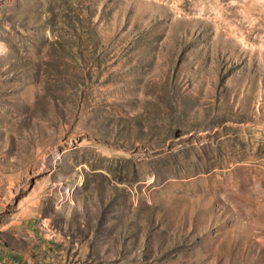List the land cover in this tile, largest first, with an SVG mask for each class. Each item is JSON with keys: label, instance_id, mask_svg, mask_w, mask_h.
<instances>
[{"label": "rangeland", "instance_id": "rangeland-1", "mask_svg": "<svg viewBox=\"0 0 264 264\" xmlns=\"http://www.w3.org/2000/svg\"><path fill=\"white\" fill-rule=\"evenodd\" d=\"M264 264V0H0V264Z\"/></svg>", "mask_w": 264, "mask_h": 264}, {"label": "built area", "instance_id": "built-area-1", "mask_svg": "<svg viewBox=\"0 0 264 264\" xmlns=\"http://www.w3.org/2000/svg\"><path fill=\"white\" fill-rule=\"evenodd\" d=\"M20 264H36V263L33 260H31V261L22 262Z\"/></svg>", "mask_w": 264, "mask_h": 264}]
</instances>
